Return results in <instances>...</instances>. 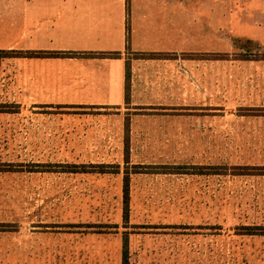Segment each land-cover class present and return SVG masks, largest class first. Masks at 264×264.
I'll return each instance as SVG.
<instances>
[{
	"label": "crops",
	"instance_id": "1",
	"mask_svg": "<svg viewBox=\"0 0 264 264\" xmlns=\"http://www.w3.org/2000/svg\"><path fill=\"white\" fill-rule=\"evenodd\" d=\"M0 51L17 53L0 60V150L13 147L15 103L28 121L43 107H104L129 114L133 134H169L173 164H229L231 182L264 198V0H0ZM14 196L5 165L0 264L15 260Z\"/></svg>",
	"mask_w": 264,
	"mask_h": 264
},
{
	"label": "rangeland",
	"instance_id": "2",
	"mask_svg": "<svg viewBox=\"0 0 264 264\" xmlns=\"http://www.w3.org/2000/svg\"><path fill=\"white\" fill-rule=\"evenodd\" d=\"M13 111V147L0 150V169L14 173L13 264H123L125 252L128 264H264V198L231 182L229 164L175 165L169 134H133L114 109L43 107L29 121Z\"/></svg>",
	"mask_w": 264,
	"mask_h": 264
},
{
	"label": "trees",
	"instance_id": "3",
	"mask_svg": "<svg viewBox=\"0 0 264 264\" xmlns=\"http://www.w3.org/2000/svg\"><path fill=\"white\" fill-rule=\"evenodd\" d=\"M256 230L257 229L248 230L245 234H259V233H257ZM263 235H264V233H263ZM123 264H128L126 252H125V258H124Z\"/></svg>",
	"mask_w": 264,
	"mask_h": 264
}]
</instances>
